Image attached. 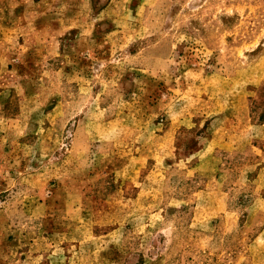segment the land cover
Masks as SVG:
<instances>
[{
  "label": "rangeland",
  "instance_id": "rangeland-1",
  "mask_svg": "<svg viewBox=\"0 0 264 264\" xmlns=\"http://www.w3.org/2000/svg\"><path fill=\"white\" fill-rule=\"evenodd\" d=\"M0 264H264V0H0Z\"/></svg>",
  "mask_w": 264,
  "mask_h": 264
}]
</instances>
